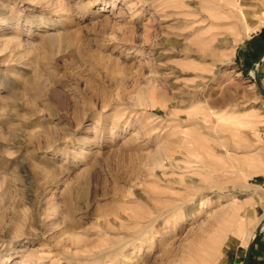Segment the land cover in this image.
<instances>
[{
  "label": "rangeland",
  "instance_id": "1",
  "mask_svg": "<svg viewBox=\"0 0 264 264\" xmlns=\"http://www.w3.org/2000/svg\"><path fill=\"white\" fill-rule=\"evenodd\" d=\"M1 18L0 264H243L264 0H0Z\"/></svg>",
  "mask_w": 264,
  "mask_h": 264
},
{
  "label": "water",
  "instance_id": "2",
  "mask_svg": "<svg viewBox=\"0 0 264 264\" xmlns=\"http://www.w3.org/2000/svg\"><path fill=\"white\" fill-rule=\"evenodd\" d=\"M263 58H264V51L257 57L255 62L252 64L251 71L253 72L254 83L256 84L261 96L264 99V88H263V86L259 80L258 74H257V66L262 61ZM263 223H264V218L259 222L258 226L256 227V229L254 231L252 240L247 244V249H246V253L244 256V263L243 264H249V258H250V252H251L252 246L254 244L256 237L258 236L259 232L261 231V226Z\"/></svg>",
  "mask_w": 264,
  "mask_h": 264
},
{
  "label": "bare ground",
  "instance_id": "3",
  "mask_svg": "<svg viewBox=\"0 0 264 264\" xmlns=\"http://www.w3.org/2000/svg\"><path fill=\"white\" fill-rule=\"evenodd\" d=\"M208 1V0H207ZM210 1V0H209ZM212 1V0H211ZM235 1H237V0H234V2ZM214 4V3H213ZM215 4H218V3H215ZM214 4V5H215ZM229 4H232V3H229ZM220 6V5H219ZM228 6H232V5H228ZM236 7V6H235ZM223 8V7H222ZM234 8V7H233ZM194 9H197V8H194ZM225 9V8H224ZM227 9V8H226ZM198 10V9H197ZM230 11V10H229ZM196 12V11H195ZM201 12H203V11H201ZM235 13V12H234ZM203 14V13H202ZM198 15V14H197ZM204 15V14H203ZM200 16V15H199ZM198 16V17H199ZM206 17V16H205ZM203 18V17H202ZM208 20V19H207ZM194 21V20H193ZM209 22V21H208ZM5 24H7V21H6V18H1L0 19V25H2V26H4ZM199 27V26H198ZM247 34H244V36H246ZM243 36V37H244ZM242 37V38H243ZM240 40H241V38H240ZM230 44H232L233 45V42L231 43L230 42ZM235 47V46H234ZM187 50H189V49H187ZM200 55V54H199ZM203 55V54H202ZM201 56V55H200ZM204 57V56H203ZM201 58V57H200ZM201 60V59H200ZM199 89V88H198ZM196 208V207H195ZM195 208L194 207H192V209H190L189 210V212H194V210H195ZM189 209V208H188ZM262 220V219H261ZM260 222V221H259ZM258 224L259 223H257L256 225H255V227H253L254 228V230H255V228L258 226ZM264 228V223L262 224V226H261V229H263ZM253 234H254V232H251V238L253 237ZM223 235H219V236H217V237H215V238H213V239H211V240H205L204 242H203V246H204V251L205 252H207V251H209V248H211V247H215V246H217L218 244H219V242H220V238L222 237ZM208 257H209V255H208V253H204V254H201V255H199V258L201 259V261H204V260H206V259H208ZM196 263L197 264H203V263H199L198 261H196Z\"/></svg>",
  "mask_w": 264,
  "mask_h": 264
},
{
  "label": "crops",
  "instance_id": "4",
  "mask_svg": "<svg viewBox=\"0 0 264 264\" xmlns=\"http://www.w3.org/2000/svg\"><path fill=\"white\" fill-rule=\"evenodd\" d=\"M240 53H242V55H243V59H245V58L249 59V57H250V53H251V50H250V51H247V50H246V51H243V50L241 49V50H240ZM261 53H262V52H261ZM261 53H260V54H261ZM260 54H259V55H260ZM259 55H258V56H259ZM258 56H257V57H258ZM257 57L252 61V63L250 64V67H251L252 64L255 62V60L257 59ZM263 59H264V58H263ZM263 59H262V60H263ZM249 261H250V258H249Z\"/></svg>",
  "mask_w": 264,
  "mask_h": 264
},
{
  "label": "trees",
  "instance_id": "5",
  "mask_svg": "<svg viewBox=\"0 0 264 264\" xmlns=\"http://www.w3.org/2000/svg\"><path fill=\"white\" fill-rule=\"evenodd\" d=\"M249 264H250V261H249Z\"/></svg>",
  "mask_w": 264,
  "mask_h": 264
}]
</instances>
